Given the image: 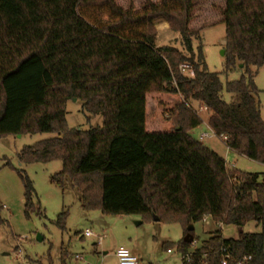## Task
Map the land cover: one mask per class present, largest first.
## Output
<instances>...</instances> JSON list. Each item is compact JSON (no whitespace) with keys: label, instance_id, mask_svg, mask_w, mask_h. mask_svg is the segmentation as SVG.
Returning <instances> with one entry per match:
<instances>
[{"label":"trees","instance_id":"1","mask_svg":"<svg viewBox=\"0 0 264 264\" xmlns=\"http://www.w3.org/2000/svg\"><path fill=\"white\" fill-rule=\"evenodd\" d=\"M200 5L145 0L135 9L120 0H0V136L56 133L25 146L19 160L61 161L51 182L63 190L71 182L84 210L156 215L181 222L185 234L206 215L240 229L238 238H226L220 227L207 231L195 248L196 238L181 240L179 250L190 256L183 264H223L227 254L228 264H264V179L229 168L192 134L203 123L197 103L207 107L209 126L230 149L264 164V115L253 70L264 65V0H224L217 20L226 25L222 73L241 65L244 72L226 83L207 64L201 37L207 25L193 24ZM157 20L181 35L183 50L157 46ZM74 98L103 124L69 127L67 102ZM18 172L29 211L34 184ZM3 209L0 203V228L9 224ZM66 219L67 212L59 214L60 228ZM251 222L261 231L244 232Z\"/></svg>","mask_w":264,"mask_h":264},{"label":"rangeland","instance_id":"2","mask_svg":"<svg viewBox=\"0 0 264 264\" xmlns=\"http://www.w3.org/2000/svg\"><path fill=\"white\" fill-rule=\"evenodd\" d=\"M120 1L125 7L133 6L135 9L141 8L145 2ZM201 4L196 12L198 17L193 21L196 23L193 24L207 25L201 37L209 70L221 73L224 83L237 80L244 73L243 66L228 74L222 73L226 62L223 53L227 43L226 25L217 20L221 17L224 0H201ZM155 27L158 47L173 45L184 49L181 35L173 31L168 22L157 20ZM197 44L195 41L194 46ZM253 70L264 115V65L253 67ZM185 73L191 72L187 70ZM224 98L230 101L231 95L224 92ZM202 107L194 104L200 118L207 122V110ZM67 124L71 128L88 130L101 126L103 118L101 115H89L81 101L70 99L67 102ZM204 130L207 131V127L202 124L192 134L198 138ZM56 135L36 133L0 136V203L4 206L3 215L9 222L0 228V264H62L65 252L68 256L66 264H119L116 251L120 247L136 254L139 264H183V254L177 246L186 235L181 222L165 219L155 221L153 216L148 215H112L104 214L99 209L84 210L80 193L71 182L64 190L51 182V176L62 170L61 161L20 162L19 153L25 146ZM203 143L209 147L216 144V149L223 156L227 152L224 138L212 136ZM232 163H235V167H232ZM227 165L232 169L260 173L264 179L263 163L232 150L229 151ZM20 169L27 173L35 188V205L29 211L26 208L24 182L18 172ZM64 211L67 212L66 229L60 228L57 223L59 214ZM220 227L226 238H238L241 235L235 225ZM212 228L214 225L209 226L205 221L195 225L194 248L201 244L206 232ZM88 229L94 235L86 236L85 231ZM243 230L260 232L261 227L251 222ZM99 235L103 236L102 240H99Z\"/></svg>","mask_w":264,"mask_h":264},{"label":"built area","instance_id":"3","mask_svg":"<svg viewBox=\"0 0 264 264\" xmlns=\"http://www.w3.org/2000/svg\"><path fill=\"white\" fill-rule=\"evenodd\" d=\"M180 68H181V70L183 72H185L187 70H189V72H191V73L193 72L191 70V68L189 67V65H187V64H182ZM201 109L208 110L206 106H203ZM196 113L199 115V113L197 111H196ZM202 124H204L207 127V131L204 130V131H202L200 133L198 139L201 142H204L207 138H210L212 136L219 137L216 134V132L209 126L208 121L205 122L203 120V123ZM219 138H221V137H219ZM232 167H235V163H232ZM208 217H211V216L206 215V217L204 219L207 223H209L207 221V218ZM85 235L86 236H92V235H94V233L91 230L88 229V230L85 231ZM98 237H99V240H102L103 239V236L102 235H99ZM169 251H171V250H169ZM116 256L118 258L119 264H139V258H138V256L135 255L134 253H132L131 250H129L128 248H125V247L118 248L117 251H116ZM229 256H230L229 254L226 255V257L223 260V264H228ZM250 258L251 257H245V259H250ZM183 259L190 260V256L189 255H183ZM239 264H242V261H239Z\"/></svg>","mask_w":264,"mask_h":264},{"label":"crops","instance_id":"4","mask_svg":"<svg viewBox=\"0 0 264 264\" xmlns=\"http://www.w3.org/2000/svg\"><path fill=\"white\" fill-rule=\"evenodd\" d=\"M208 121V120H207ZM211 147L210 148H212L213 150H215L216 152H218L220 155H221V152L218 150V149H216V144H214L213 143V146L212 145H210ZM230 150H232V149H230L228 146H227V152H226V154H225V156H223V155H221V156H223L225 159H226V161H227V158H228V154H229V151ZM232 151H234V150H232ZM234 152H236V151H234ZM205 221V220H204ZM207 221L209 222V223H207L206 221V223L209 225V226H212V225H214V228H212V229H209L208 231H213V230H216L217 228H219L221 225H223V224H217L211 217H208L207 218ZM221 228V227H220ZM222 229V228H221ZM136 255V254H135Z\"/></svg>","mask_w":264,"mask_h":264},{"label":"water","instance_id":"5","mask_svg":"<svg viewBox=\"0 0 264 264\" xmlns=\"http://www.w3.org/2000/svg\"><path fill=\"white\" fill-rule=\"evenodd\" d=\"M226 42V41H225ZM224 54H225V51L223 52ZM241 66H243V65H241ZM75 100H77L76 98H74ZM19 136H21V135H19ZM154 220L155 221H159V217L158 216H154ZM189 232L185 235V237H184V241H186V242H188V243H191V242H193L194 241V235H192V233H191V231H193L194 229H195V226L194 225H192V226H189Z\"/></svg>","mask_w":264,"mask_h":264}]
</instances>
